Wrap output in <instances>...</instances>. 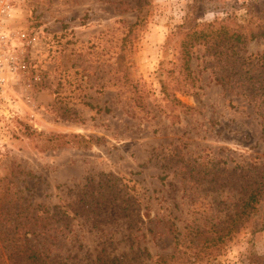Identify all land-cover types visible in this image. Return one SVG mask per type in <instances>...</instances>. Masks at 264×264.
I'll list each match as a JSON object with an SVG mask.
<instances>
[{
  "label": "rangeland",
  "instance_id": "374dc122",
  "mask_svg": "<svg viewBox=\"0 0 264 264\" xmlns=\"http://www.w3.org/2000/svg\"><path fill=\"white\" fill-rule=\"evenodd\" d=\"M186 18L257 38L197 46L188 78L174 35ZM263 31L264 0H14L0 18L13 62L0 92V244L3 220L37 214L76 264L156 256L193 221L209 231L207 219L242 212L264 182ZM164 86L189 109H172ZM54 135L102 139L53 149ZM250 217L224 244L198 238L189 262L264 256V200Z\"/></svg>",
  "mask_w": 264,
  "mask_h": 264
},
{
  "label": "trees",
  "instance_id": "16d2710c",
  "mask_svg": "<svg viewBox=\"0 0 264 264\" xmlns=\"http://www.w3.org/2000/svg\"><path fill=\"white\" fill-rule=\"evenodd\" d=\"M217 22L219 21L206 24L200 29V25L190 27L189 19L186 18L183 26L174 33L176 36L185 35L184 41L181 43V59L183 62L181 71L188 78L191 74L190 62L193 58V49L197 46L203 43H211L213 40L234 39L237 43H242L247 38L251 40L257 38L254 32L248 34V36L237 30L230 32L225 26V23H228L227 21H220L219 28L215 30ZM258 35L264 36V31L259 32ZM164 93L172 109L180 107L189 109L174 94L169 93L165 86ZM100 139L102 138L90 137V139H86L78 135H54L50 137V140L54 142L53 149L69 146L88 149L94 143H98ZM262 200H264V182L254 186L250 196L242 206V212L235 213L227 218L211 217L207 219L208 224L211 225L209 231H207V225H201L199 220L193 221L192 226L188 227L187 236L184 235L180 238V234L173 237L175 250L172 253L152 256L148 248H144L142 252L132 258L128 255L104 258L100 256L93 264H191L187 252L192 250V246L195 249L198 248V238L211 235V239L206 238L204 245L208 243L212 247H216L219 244H224L228 238L239 231L244 220L250 219V216L261 207ZM6 220H3L6 223V228H4L5 233L2 235L5 234L6 241L2 240L4 243L0 244V264H76L71 262L70 258L58 254V251L66 242H61L59 233H55L54 229L44 230L47 225L51 224L48 221L43 222L37 214L33 217L25 216L22 218L12 216ZM11 226L14 229L13 231H9ZM224 226L226 227L224 228ZM4 249H6V253H4ZM144 254L147 259L142 258ZM249 261L251 264H264V256L253 255L249 258ZM195 263L192 262V264Z\"/></svg>",
  "mask_w": 264,
  "mask_h": 264
},
{
  "label": "built area",
  "instance_id": "2783aa9c",
  "mask_svg": "<svg viewBox=\"0 0 264 264\" xmlns=\"http://www.w3.org/2000/svg\"><path fill=\"white\" fill-rule=\"evenodd\" d=\"M13 1L14 0H0V18L1 19L4 17L10 16L12 12ZM0 39L5 40L6 36L1 35ZM10 64H13V62L9 60V56L0 52V92L3 91V88L5 86V82H6L5 73H6V70L9 69Z\"/></svg>",
  "mask_w": 264,
  "mask_h": 264
}]
</instances>
